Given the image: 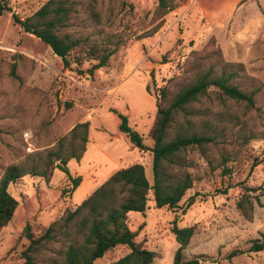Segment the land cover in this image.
Here are the masks:
<instances>
[{
  "label": "rangeland",
  "instance_id": "374dc122",
  "mask_svg": "<svg viewBox=\"0 0 264 264\" xmlns=\"http://www.w3.org/2000/svg\"><path fill=\"white\" fill-rule=\"evenodd\" d=\"M47 1L6 0L11 12L0 14V176L8 165L36 153L44 155L76 124L88 122L86 151L80 161L67 164L81 183L71 192L65 175L55 170L47 184L29 175L11 184L8 192L18 205L12 220L0 230V264H22L26 224L35 236L40 235L126 163L141 162L152 185L151 153L140 154L130 147L129 139L119 132L118 114L150 148L159 90L167 86L176 92L192 79L195 63L202 62L205 68L218 60L231 64L240 78L259 83L255 106L247 109L223 100L211 89L209 100L196 107L210 106L213 114L241 118L257 138L238 147L236 134L243 124L229 123L232 133L225 139L203 151L188 148L186 171L193 184L178 207L156 209L149 192L145 214L129 213L128 226L137 234L135 242L155 253L152 264H172L178 248L171 231L175 225L194 227L182 251L186 260L264 264V252L248 251L251 242L264 234V196L259 205L254 203L251 220L236 209L242 187L264 186V0H163L164 6L160 0H73L66 32L94 44H119L107 65L92 75L88 69L93 61L64 68L47 45L14 24L12 15L23 20ZM26 132L31 136V152L26 150ZM222 157H230L226 163L233 170L230 176H221V167H216ZM253 160L258 165L249 173ZM227 184L234 187L226 195L216 192ZM234 250L240 254L229 261L227 255ZM127 253L119 246L94 264H111Z\"/></svg>",
  "mask_w": 264,
  "mask_h": 264
},
{
  "label": "trees",
  "instance_id": "16d2710c",
  "mask_svg": "<svg viewBox=\"0 0 264 264\" xmlns=\"http://www.w3.org/2000/svg\"><path fill=\"white\" fill-rule=\"evenodd\" d=\"M159 3L160 6L165 4L163 0ZM74 5L73 0H48L31 16L20 20L12 15V19L25 33L47 45L61 59L64 68H70L72 64L81 67L85 61H93L94 64L88 69L89 75H92L107 65L119 44H94L66 32ZM5 11L11 12V9L6 0H0V14ZM220 61L205 68L202 62L195 63L192 79L174 93L167 86L159 90L155 121L149 132L152 141L150 148H146L142 137L129 127L126 117L118 114L119 132L126 135L135 148L151 153L152 185L145 176L143 165L133 164L114 172L80 205L67 210L40 235L35 236L29 224H26L22 231L27 240L26 247L20 253L22 264H94L119 246L125 247L128 253L111 264H152L155 253L135 242L137 234L128 226L129 213L145 214L149 192H152L156 209L178 207L193 184L192 176L186 171L189 162L185 151L188 148L203 151L220 139H225L227 133H232L227 128L229 123L234 126L240 122L243 124L236 134L240 142L238 147L257 138L241 118L226 112L213 114L210 106L196 107L203 99L209 100L211 89L217 91L222 99L242 103L247 109L255 106L259 83L254 79L240 78L239 71L232 69L231 64ZM88 129V122L76 124L44 155L33 154L23 162L4 169L0 176V230L12 220L18 205L8 192V187L23 177H39L47 184L53 172L59 170L69 182L71 192L80 185L81 178L72 177L67 164L70 160L80 161L83 157L88 143ZM229 159L222 157V164L216 166L221 167V176L232 174V167L226 166ZM257 165V160H253L249 173ZM233 187V184H227L216 192L226 195ZM241 189L236 209L245 220H251L254 203L259 205L260 196H264V186ZM258 191L259 194H255ZM171 231L178 244L172 264H201L198 258L186 260L182 255L194 234V227L179 228L175 225ZM248 251L264 252V234L251 242ZM239 254L240 251H231L226 259L230 261Z\"/></svg>",
  "mask_w": 264,
  "mask_h": 264
},
{
  "label": "built area",
  "instance_id": "2783aa9c",
  "mask_svg": "<svg viewBox=\"0 0 264 264\" xmlns=\"http://www.w3.org/2000/svg\"><path fill=\"white\" fill-rule=\"evenodd\" d=\"M23 138H24V141L26 142V145H27L26 150L28 152H31V145L28 143V141L30 140L31 136L29 135V133L26 132V133L23 134Z\"/></svg>",
  "mask_w": 264,
  "mask_h": 264
},
{
  "label": "crops",
  "instance_id": "0c3cea01",
  "mask_svg": "<svg viewBox=\"0 0 264 264\" xmlns=\"http://www.w3.org/2000/svg\"><path fill=\"white\" fill-rule=\"evenodd\" d=\"M129 145H130V147H134V146H133L131 143H130ZM138 150H139V149H138ZM139 152H140V154H143V153H144V151H140V150H139ZM137 163H138V162H136V163H134V164H137ZM139 164H141V165H142V163H141V162H139ZM130 165H133V164L126 163V165H125V167H124V168H126V167H128V166H130ZM115 172H116V171H115ZM112 174H113V172L110 174V176H111ZM110 176H109V177H110ZM109 177H108V178H109ZM108 178H107V179H108Z\"/></svg>",
  "mask_w": 264,
  "mask_h": 264
}]
</instances>
